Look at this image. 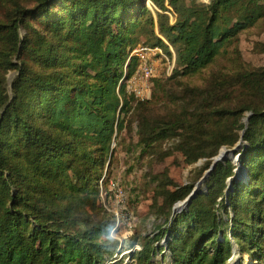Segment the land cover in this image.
Segmentation results:
<instances>
[{
  "label": "trees",
  "instance_id": "trees-1",
  "mask_svg": "<svg viewBox=\"0 0 264 264\" xmlns=\"http://www.w3.org/2000/svg\"><path fill=\"white\" fill-rule=\"evenodd\" d=\"M145 1L41 0L34 10L16 11L7 24H0V35L10 38L19 61L27 50L26 44L16 48L26 18L49 16L47 7L64 4L66 14L49 23L56 33L69 37L68 47L79 61L74 67L77 81L66 72L30 76L22 63L18 67L17 87L45 93L40 111L57 135L26 116L19 94L0 113V264H105L112 256L107 214H101L99 221L88 216L75 221L71 215L77 204L69 209L53 207L49 190L56 184L63 192L76 189L89 194L73 182L75 166L88 167L94 153L99 160L106 158L113 137L123 129L127 97L133 99L126 96L125 83L137 66L134 58L129 59L136 40L149 35L155 40L152 47L159 46L167 54L170 46L178 74L193 75L207 67L238 30L264 15V4L255 3L262 0H212L208 6L196 0H149L162 12L155 13L159 35L155 36ZM166 3L176 15L173 25L163 13ZM238 4L245 5L243 11ZM5 61L14 67L10 56ZM246 110L252 115L240 138L246 144L240 142L238 157L241 163L247 161V181L234 179L226 186L232 168L219 162L206 177V193L197 191L186 209L173 214V207L190 195L191 186L164 195L163 207L168 211L158 226L156 242H163L170 264H227L234 249L255 264L264 253V110L241 111ZM212 113L221 115L225 110ZM255 119L263 123L262 131L253 127ZM182 124H175V129ZM164 125L158 131L173 130V124L169 129ZM228 209L232 214L227 215ZM155 253L154 243H144L136 264H154Z\"/></svg>",
  "mask_w": 264,
  "mask_h": 264
},
{
  "label": "rangeland",
  "instance_id": "rangeland-1",
  "mask_svg": "<svg viewBox=\"0 0 264 264\" xmlns=\"http://www.w3.org/2000/svg\"><path fill=\"white\" fill-rule=\"evenodd\" d=\"M211 1L196 0L201 6H208ZM40 3L41 0H0V24H7L16 11L34 10ZM255 3L263 5L264 0ZM144 5L154 19L155 36H159L155 13L162 12L149 0ZM240 5L236 7L243 11L245 5ZM165 8L163 13L173 25L176 15L167 3ZM46 11L49 16L36 14L27 17L19 28L16 48L22 47V44H26L27 48L19 61L16 49H11L10 38L0 35V113L19 94V103L26 116L50 134L57 135L40 111V100L45 93L16 85L21 63L30 76H47L54 71L66 72L68 78L76 76L74 67L79 61L68 47L71 44L69 37L56 33L49 23L52 18L56 20L65 15L66 6H50ZM233 15V12L230 13V16ZM136 42L149 46L155 44L149 35L138 37ZM169 47V54L160 48L171 59ZM8 56L14 67L7 65L5 60ZM84 77L86 73L81 76ZM74 79L77 81L79 77ZM127 102L122 116L123 129L113 137L108 156L99 160V154L94 153L88 167L83 163L75 166L73 182L76 186H84L89 194L76 189L63 192L56 184L50 187L49 193L53 207L69 209L77 204L76 212L71 215L75 221L81 216L82 219L88 216L93 221H99L101 214H107L112 256L106 258L105 264H136V254L148 241L156 247L152 262L170 264L163 242H156L158 226L163 224L168 211L163 207L164 195L182 186H191L192 191L197 189L206 193V180L201 184L199 182L207 175L213 159L223 149L233 150L239 142L246 144L240 138L252 112L241 110L246 107L264 110V15L238 30L214 60L193 75L178 74L175 53L172 71L165 62H159L150 99L136 102L128 96ZM214 109H224L225 113L213 114ZM182 121L181 128L175 129V124ZM255 123L253 127L262 131L263 123L259 119H255ZM164 124H168L165 127L168 129L171 128L169 124H173V130L158 131ZM196 135L199 137L197 140ZM184 142L191 145L184 146ZM76 151L78 158L82 159L80 147ZM240 151L239 148L220 161L228 162L232 168V175L225 180L226 186H230L234 179L243 182L248 179L247 161L241 163L238 157ZM237 162H240L241 169ZM20 172L23 176L27 175L23 169ZM226 193L227 189L224 190ZM220 214L227 216L232 213L228 209L227 215L225 212ZM77 224L75 228L79 226ZM233 254L227 264L231 263ZM251 260L254 261V258ZM257 260L255 264H264V253ZM248 261L247 254H237L236 264H250Z\"/></svg>",
  "mask_w": 264,
  "mask_h": 264
},
{
  "label": "built area",
  "instance_id": "built-area-1",
  "mask_svg": "<svg viewBox=\"0 0 264 264\" xmlns=\"http://www.w3.org/2000/svg\"><path fill=\"white\" fill-rule=\"evenodd\" d=\"M169 50L171 59L165 55L159 46L138 44L131 50L129 59L134 58L137 66L134 73L126 81L125 89L136 102H145L150 99L159 62H165L170 71L174 68V53L170 47Z\"/></svg>",
  "mask_w": 264,
  "mask_h": 264
},
{
  "label": "water",
  "instance_id": "water-1",
  "mask_svg": "<svg viewBox=\"0 0 264 264\" xmlns=\"http://www.w3.org/2000/svg\"><path fill=\"white\" fill-rule=\"evenodd\" d=\"M240 145H241V143L239 142V144L233 150H224L223 149L222 151H220L218 156L213 159V164H212L210 170L207 172V175L204 176V178L199 182V184L203 183L206 180V177L209 175V173L212 171V169L215 167V165L218 162H220L222 159H224L226 157V155L232 154L235 150H238L240 148ZM198 185H197V187H198ZM196 191H197V189H193V191L190 193V195L183 202L177 203V204H180L181 207L179 209H176V207H177L176 206L177 204H176L173 207V214L179 213L183 209H186L189 206L191 200L195 197V195L197 193Z\"/></svg>",
  "mask_w": 264,
  "mask_h": 264
},
{
  "label": "bare ground",
  "instance_id": "bare-ground-1",
  "mask_svg": "<svg viewBox=\"0 0 264 264\" xmlns=\"http://www.w3.org/2000/svg\"><path fill=\"white\" fill-rule=\"evenodd\" d=\"M176 209H179L181 207L180 204L176 205ZM236 258H237V251L234 250L233 258H231V264H236ZM238 261V260H237Z\"/></svg>",
  "mask_w": 264,
  "mask_h": 264
}]
</instances>
